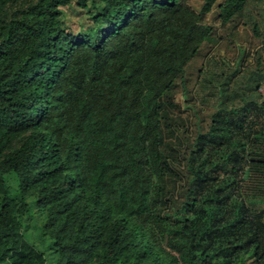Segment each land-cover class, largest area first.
<instances>
[{"label": "trees", "instance_id": "trees-1", "mask_svg": "<svg viewBox=\"0 0 264 264\" xmlns=\"http://www.w3.org/2000/svg\"><path fill=\"white\" fill-rule=\"evenodd\" d=\"M71 2L0 0V264H264V94L192 132L176 100L215 0Z\"/></svg>", "mask_w": 264, "mask_h": 264}, {"label": "rangeland", "instance_id": "rangeland-1", "mask_svg": "<svg viewBox=\"0 0 264 264\" xmlns=\"http://www.w3.org/2000/svg\"><path fill=\"white\" fill-rule=\"evenodd\" d=\"M78 1L72 0L64 7L76 29L91 23L86 8ZM190 1L200 11L206 0ZM223 1L215 0L206 13L203 21L213 26V38L188 64L187 90L179 86L176 91V100L184 108L183 122L190 132L196 128L197 115L205 121L219 107L238 106L264 94V0H248L235 21L229 23H223L219 16ZM250 196L249 203L264 217V195ZM43 219L40 211L34 209L26 220L25 234L52 262L50 240L41 230Z\"/></svg>", "mask_w": 264, "mask_h": 264}]
</instances>
